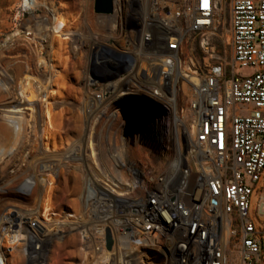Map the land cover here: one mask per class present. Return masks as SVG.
Here are the masks:
<instances>
[{
	"label": "built area",
	"instance_id": "obj_1",
	"mask_svg": "<svg viewBox=\"0 0 264 264\" xmlns=\"http://www.w3.org/2000/svg\"><path fill=\"white\" fill-rule=\"evenodd\" d=\"M37 1L17 11H60ZM218 1L113 0L96 13L88 0L92 68L120 99L162 108L143 119L142 104L119 102L101 144L90 131V165L71 160L92 178L58 227L93 234L92 264H264V0L224 1L229 61L208 49Z\"/></svg>",
	"mask_w": 264,
	"mask_h": 264
},
{
	"label": "bare ground",
	"instance_id": "obj_2",
	"mask_svg": "<svg viewBox=\"0 0 264 264\" xmlns=\"http://www.w3.org/2000/svg\"><path fill=\"white\" fill-rule=\"evenodd\" d=\"M40 3L42 4L41 1ZM17 7H21L20 0ZM203 8H207L205 1ZM47 13L51 15V13ZM18 14L21 15L20 9ZM221 14L222 0L216 4L213 30L208 31V35L214 34V27L220 23ZM44 22L41 29H36L33 26L29 34L41 40L40 42H44L45 48L49 52H53L54 47L65 50L69 46V39L72 35L70 32H73L69 27V22L58 21L53 16L49 22L47 18L44 19ZM58 55L56 54V56ZM54 56L48 55L46 59H39L41 63L40 66H37L39 74L27 67L21 72L20 77L16 75L19 77H17L18 82L13 86V73L7 67L9 71L0 74V82L5 86L0 88V96L6 97L5 102L0 106L3 139V147L0 148V169L2 165L9 162L10 156L14 153L30 150L26 161L27 165L26 162H21V164L24 163L23 166L17 165L11 181L9 176L7 179L3 178L0 170V185L2 184L0 186V264H44L47 243H51V241L61 243L64 238H67L66 232L69 229L67 227L59 228L58 223L63 222L69 225L75 213L64 211L59 214L55 212L51 200L55 194L58 173L62 171L59 168L60 165L66 166L69 157L76 159L81 153L83 163L90 165V155L87 152L88 149L91 150L89 143L91 128L87 130L84 126L77 139H68L60 134L63 117L73 109H77V111L83 109L84 122L86 124L88 122L95 123L94 121L97 119L95 117H99L98 113L101 109L104 111V107L107 108L106 106L117 96V94L104 96L99 92L100 96L95 98L94 93V97L91 96L87 88L81 90L77 101L67 97L68 94L63 95L61 93L63 91L59 88L64 85L65 75L63 73L66 70L64 68L67 61L66 59H55ZM8 85L11 86L10 90ZM36 131H39V138L36 137ZM31 141L32 144L33 141L35 142L32 149L29 148V145H32ZM102 141L101 138V143ZM75 150L78 154L74 153ZM11 157L13 158V156ZM15 161L19 163L18 159ZM76 166L74 168H78L79 174L82 175V186L76 194L84 202V188L92 176L85 169H79L78 164ZM109 167L110 163H108ZM8 207H12V209L9 210ZM59 217L62 219L60 220ZM62 232L64 234H59ZM92 235L84 234V231L82 234H79V231L75 234L76 254L73 264H92L86 251L88 243L95 242ZM98 262L96 261L94 264Z\"/></svg>",
	"mask_w": 264,
	"mask_h": 264
},
{
	"label": "rangeland",
	"instance_id": "obj_3",
	"mask_svg": "<svg viewBox=\"0 0 264 264\" xmlns=\"http://www.w3.org/2000/svg\"><path fill=\"white\" fill-rule=\"evenodd\" d=\"M224 1L225 0H222V14L219 20L220 23L217 24L216 27H214V34H212V36L210 37L208 49L210 50V48H212L213 52L219 54L224 61H229L230 48L227 42L228 16H227V6ZM17 3L19 4V0H0V74L1 73L4 74V71L7 72V70L9 69L10 72L13 73V75L10 73L14 81L12 86L18 82V78L20 77L19 75L23 70L27 69V67L28 68L30 67L32 70H34L35 71V72L33 71L34 73L37 72L39 74V70L37 67L40 66L41 64L39 59H46L48 55H50L51 57H53L54 55L56 56V54L58 55V52L61 51L59 52L58 55L60 57L54 56V58L59 60L66 59L67 61L66 67L64 68V70L65 69L66 70L65 71L63 70L64 71L63 74L65 75L63 81L64 85H62L61 88H59L61 89V91H63L61 92L63 95L68 94L66 95L67 97L77 101V99H79V96L81 94V90H83L84 88H87V90L90 91L91 96L94 97L95 95V98L96 97L98 98L100 96V93L101 95L104 96L115 94L110 92L111 86L109 87V89L106 88V85L104 86L107 80L100 77V70L99 69L95 70V68H92L90 62L87 59V54L85 49L86 43L84 40L86 39L85 37L87 35L86 34L87 15L85 10L88 0H60V11L57 15H54L53 17H55L56 20L58 21L61 20L68 21L69 27L73 31L70 32V34L72 35L74 34V35L70 36L71 38L69 39V43H68L69 46L66 47L65 50L64 49L62 50L61 48L58 47L57 48L54 47L53 49L54 53L47 51L44 42H40L41 40H39L38 38L36 39L32 37L31 34H29L33 26L36 29L37 28L41 29L45 24L44 19L47 18L49 22V19H51L52 17L48 18L49 14H45V11H43V13H39V11H37L34 14H30V15L25 14L24 16H21L20 14H18L19 10L17 11L18 9ZM39 4L41 5L40 1L38 2L36 0V5L38 6ZM44 16L47 17L45 18ZM252 71L253 70L251 67H240L237 68L236 73L245 76L252 73ZM16 75H18L19 77ZM3 86L4 84L0 82V88L5 87ZM8 87H9L8 89L10 90L11 86L8 85ZM69 94L71 95V97ZM120 98L119 96H116L114 99L112 98L113 99L112 102L106 106L107 108L104 107L103 112L101 107L100 108L101 111L100 113H98L99 117L96 116L95 118L97 119L94 121L95 123L92 122V124L90 122H88L87 124L84 122L83 120L84 114H82L83 109H78V111L77 109H73L68 114H65V117H63V122L61 123L60 126V134H62L68 139L74 138L75 140L80 135L81 129H83L84 126L85 128H87V130H89L90 128L92 130V127H94V125L97 124L98 133L96 139L99 141L98 143L101 144L102 134H100V131L102 129L106 130V128H108L107 126L103 125V123H100L101 119H103L104 116L103 113L106 112L105 113L106 115L115 113L114 110L116 109V106L118 105L119 102L130 101L129 97L128 98L123 97V99ZM5 100H6L5 96H0V106L2 103L5 102ZM97 110H95V112H97ZM107 118L111 119L110 117ZM110 123L111 122H108V125ZM109 127H112L111 129H115V125L114 126L109 125ZM36 137L39 138V131H36ZM34 141H33L34 145L32 144V141L30 142V144H32L29 145L30 149H32L35 146ZM1 147H3V139H2V127L0 124V148ZM29 152L30 150L27 149V150H22V152H18V154L14 153V155L16 154L15 157L14 155H11L13 156V158L10 156L9 162H7V164L5 165H2L0 169L2 173V177L7 179L9 176L11 181L13 179L12 176L16 172L17 165L23 166L24 163L28 160ZM91 154H92V149H91ZM69 158L72 159L71 157ZM17 159L18 162L21 159L19 163L15 161ZM70 159H68L67 162L68 164H66V166L64 165L59 166L60 170L62 171L58 173V181L55 188V194L51 200L55 212L59 214L60 213L62 214L64 211L73 213L77 209L78 199L76 192L78 193V190L82 186L81 185L82 175L79 174L77 168L74 170L72 164L73 159L72 161ZM21 162L24 163L21 164ZM20 198L23 200L22 197ZM28 198L30 197L28 196ZM6 199L7 197L5 198V200ZM8 209L10 210L12 209V207H8ZM24 220H28V219H24ZM66 233H67L66 234L67 238L66 239L64 238L63 242L59 243L58 241L57 243L56 241H51V243H47L48 246L45 250V256L43 261L44 264H73V262L75 261V254H76V241L74 238L76 236L71 231H67Z\"/></svg>",
	"mask_w": 264,
	"mask_h": 264
},
{
	"label": "water",
	"instance_id": "obj_4",
	"mask_svg": "<svg viewBox=\"0 0 264 264\" xmlns=\"http://www.w3.org/2000/svg\"><path fill=\"white\" fill-rule=\"evenodd\" d=\"M112 1L113 0H93V9L96 13H110L112 10ZM131 102H137L142 104L146 110L141 114V118L145 119L147 115L154 112H161V106L155 101L144 97V96H132L130 97ZM110 241L108 239V245Z\"/></svg>",
	"mask_w": 264,
	"mask_h": 264
}]
</instances>
